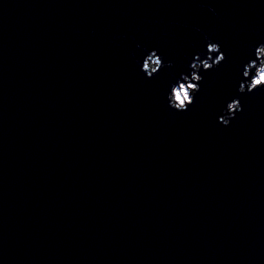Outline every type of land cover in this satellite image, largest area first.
Wrapping results in <instances>:
<instances>
[{"label":"water","instance_id":"obj_1","mask_svg":"<svg viewBox=\"0 0 264 264\" xmlns=\"http://www.w3.org/2000/svg\"><path fill=\"white\" fill-rule=\"evenodd\" d=\"M260 43L264 0H0V264H264Z\"/></svg>","mask_w":264,"mask_h":264},{"label":"clouds","instance_id":"obj_2","mask_svg":"<svg viewBox=\"0 0 264 264\" xmlns=\"http://www.w3.org/2000/svg\"><path fill=\"white\" fill-rule=\"evenodd\" d=\"M214 11V9H213ZM208 56L201 58L197 54L195 60L191 63L190 74H181L177 82H174L170 91L167 93L169 106L176 111H187L189 106L195 103L196 96L201 88L200 82L204 77L200 74L201 69L207 71L218 67L226 59L225 53L221 50L219 42H214L208 38L207 43ZM219 53L218 55H214ZM172 64L168 61V66ZM165 66L163 57L158 54V50H152L143 60L142 71L148 78L157 74ZM243 77L245 78L239 85L240 93L252 92L259 88H264V43H260L255 48V58L244 66ZM243 110V105L239 97L233 98L224 109V113L219 116V122L224 126L230 125L236 113Z\"/></svg>","mask_w":264,"mask_h":264}]
</instances>
